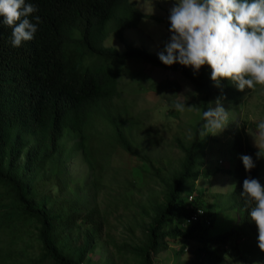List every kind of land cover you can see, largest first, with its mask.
Masks as SVG:
<instances>
[{"label":"trees","instance_id":"16d2710c","mask_svg":"<svg viewBox=\"0 0 264 264\" xmlns=\"http://www.w3.org/2000/svg\"><path fill=\"white\" fill-rule=\"evenodd\" d=\"M26 2L38 9L32 22L40 17L31 41L13 47L12 29L0 17V264H96L89 256L102 227L96 220L98 208L86 206L85 197L76 192L78 185L69 191L65 161L79 153L96 191L115 148L135 156L145 167L132 174L139 182L134 184L127 174L122 182L140 186L152 178L160 185L159 196L140 205V216L145 218L141 237L125 246L134 264H159L158 252L171 244L182 252L188 243L198 250L191 264H236L241 259L237 235L231 250L226 247L231 230L207 232L209 210L198 201L194 181L206 174L197 146L203 111L217 95L233 107L238 105L246 89L239 91L228 80L216 86L207 65L197 73L178 62L164 65L158 53L127 41L124 28L135 26L141 17L163 22L170 33L168 19L142 12L131 0ZM110 33L122 48L103 43ZM133 57L179 73L198 94L190 138L186 142L175 138L181 154L166 173L140 148L133 131L140 126L139 118L130 113V105L117 101L125 60ZM152 87L174 94L178 84L159 80ZM176 102L169 100L165 114L173 115ZM236 121L237 117L230 129V148L251 156L255 167L246 171L240 156L226 169L235 179L228 203L237 220L258 235L241 193L244 179H257L259 165L255 148ZM45 177L54 180L47 188L41 184ZM99 217L104 219V213ZM257 264H264L260 249Z\"/></svg>","mask_w":264,"mask_h":264},{"label":"rangeland","instance_id":"374dc122","mask_svg":"<svg viewBox=\"0 0 264 264\" xmlns=\"http://www.w3.org/2000/svg\"><path fill=\"white\" fill-rule=\"evenodd\" d=\"M131 1L142 12L168 20L170 10L176 3V0ZM110 23L109 20L107 29ZM123 35L133 45L160 53L170 40L171 33L165 30L163 22L155 18L141 17L135 26L124 28ZM103 43L122 48V43L113 33H110ZM124 66L118 81L117 101L130 105V113L139 118L140 126L133 128V131L139 138L140 148L151 160L157 159L159 165L163 167L162 172L166 173L171 167L176 166L181 154L175 145V138L183 142L190 138L191 125L197 118L194 104L198 94L192 90V85L175 71L152 66L135 57L126 59ZM159 80H174L178 84L177 91L170 94L167 90L154 89L152 84ZM182 96L187 98L185 106L190 108L178 112L172 107L173 115L169 112L165 114L169 100L184 102ZM218 98V95L215 96L209 107L215 108ZM221 104L229 111L230 122L216 135L208 134L202 138L199 136L197 146L206 174L196 178L194 189L198 194V201L209 210L211 224L207 226V232L216 234L223 230H231L226 247L232 250L231 242L233 243L234 236L237 235L236 246L241 259L236 264H257L258 235L251 233L245 223L237 220L234 209L228 203V194L235 179L226 169H231L234 161L241 156L240 152L230 148V129L236 117L235 125H240L244 129V135L255 148L256 155L258 152L264 155V144L259 139L257 129L258 122L264 118V87L257 85L255 90L246 88L243 99L234 107L222 99ZM111 150L109 163L102 171L101 185L96 191L93 189L94 183L89 170L79 153L65 161V173L72 188L69 191L78 185L79 189L76 192L85 197L86 206L95 205L98 208L96 220L102 222V227L89 256L91 261L96 264H134L132 253L125 246L133 244L141 237L140 226L145 218L140 216V205L154 195L158 197L160 185L152 178H148L146 183L140 186L132 184L130 186L122 182L126 174L128 178L134 180V184L139 182L132 174L140 168L145 170V167L135 156L122 149ZM257 160L259 165L257 179L264 186V157L257 156ZM53 181L51 177H45L42 178L41 184L47 188ZM50 194L55 199L60 197ZM100 213H104V219L99 217ZM180 241L181 239H177V242ZM185 246L182 252H178L171 244L155 257L160 260L159 264H191L198 250L196 247L191 249L190 243Z\"/></svg>","mask_w":264,"mask_h":264},{"label":"clouds","instance_id":"9594fccd","mask_svg":"<svg viewBox=\"0 0 264 264\" xmlns=\"http://www.w3.org/2000/svg\"><path fill=\"white\" fill-rule=\"evenodd\" d=\"M38 11L26 0H0V17L12 29V46L31 41L38 31L39 16L33 23L30 17ZM170 40L158 53L164 65L179 63L191 67L194 73L202 66L211 69V80L236 84L239 91L264 87V0H176L170 10ZM166 53V55H165ZM184 97V96H182ZM184 102L173 107L184 112ZM216 107L203 111L199 136L216 135L229 121L228 113L216 100ZM259 139L264 144V121L257 125ZM258 157H264L260 152ZM246 171L255 167L251 156L240 157ZM242 196L249 206L248 216L258 230V248L264 252V186L258 179L243 181Z\"/></svg>","mask_w":264,"mask_h":264},{"label":"built area","instance_id":"2783aa9c","mask_svg":"<svg viewBox=\"0 0 264 264\" xmlns=\"http://www.w3.org/2000/svg\"><path fill=\"white\" fill-rule=\"evenodd\" d=\"M218 161H220V160H218ZM196 211L198 212V211H200V209L199 208H197L196 209ZM195 217V214L194 215H192V218H194Z\"/></svg>","mask_w":264,"mask_h":264}]
</instances>
